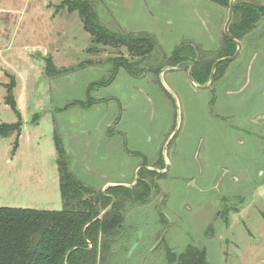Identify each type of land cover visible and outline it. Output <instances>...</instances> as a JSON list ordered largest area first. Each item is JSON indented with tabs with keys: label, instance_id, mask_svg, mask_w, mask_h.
<instances>
[{
	"label": "rangeland",
	"instance_id": "obj_1",
	"mask_svg": "<svg viewBox=\"0 0 264 264\" xmlns=\"http://www.w3.org/2000/svg\"><path fill=\"white\" fill-rule=\"evenodd\" d=\"M63 1L0 0V122L19 119L6 103L8 84H15L23 121L15 152L16 134L0 136V206L63 209L57 130L73 174L98 191L111 181L132 183L143 159L162 174L151 177L147 202L127 206L109 257L98 237V264H170L167 250L180 253L189 244L205 247L212 264H264V17L239 39L240 56L202 91L187 70L166 69L170 54L181 44L210 59L223 49L234 54L237 46L224 36L230 0H90L107 28L155 41L145 58L93 44L77 11L57 10ZM120 57L134 72L121 68L92 90L98 102L87 106L88 88L105 82ZM174 119L178 139H193L185 160L176 156L166 170ZM224 168L228 175L219 174Z\"/></svg>",
	"mask_w": 264,
	"mask_h": 264
},
{
	"label": "trees",
	"instance_id": "obj_2",
	"mask_svg": "<svg viewBox=\"0 0 264 264\" xmlns=\"http://www.w3.org/2000/svg\"><path fill=\"white\" fill-rule=\"evenodd\" d=\"M221 6H227L229 0H209ZM67 8L77 11L81 16L84 29L92 36L93 44L111 47H126L132 57L145 58L155 49V41L147 34H132L114 31L99 21L98 13L90 0H64L57 10ZM264 17V4L248 2L235 3V20L230 32L237 39L257 28ZM227 44L234 46L224 34ZM227 48V47H226ZM91 50V48L89 49ZM233 51L223 49L218 58L232 55ZM196 57L190 45H179L169 58V64L177 65L183 60ZM198 58L194 76L197 79L208 78L216 59ZM203 61L201 62V60ZM112 70L105 82L92 83L88 88L89 104L97 103L91 96L97 86H107L114 80L121 68L134 72V63L124 57L112 60ZM225 62L220 64L217 74ZM47 71H55L50 59H47ZM15 84H8L6 103L18 116L13 123L0 122V136L7 138L16 134L13 152L19 145L23 130L21 109L14 94ZM60 179V194L63 209H33L26 207L0 206V264H98V237L102 243L103 256L111 255V245L117 240L124 227L127 206L133 203H145L150 197V187L142 182L134 188L112 186L106 193L116 199L112 209L101 219L95 220L112 202L111 197L81 182L71 171L68 155L62 137L57 130L53 135ZM149 171V170H148ZM93 244V248L90 247ZM91 248V249H90ZM69 255V256H67ZM170 264H212L208 260L207 250L199 244H189L183 251L176 253L167 250Z\"/></svg>",
	"mask_w": 264,
	"mask_h": 264
},
{
	"label": "flooded vegetation",
	"instance_id": "obj_3",
	"mask_svg": "<svg viewBox=\"0 0 264 264\" xmlns=\"http://www.w3.org/2000/svg\"><path fill=\"white\" fill-rule=\"evenodd\" d=\"M177 47V46H176ZM175 47V48H176ZM191 47H193V46H191ZM175 48H174V50H175ZM173 50V51H174ZM193 50L196 52V57H194V58H191V59H189V60H183V61H192L193 63H194V68H193V77H194V79L196 80V82L199 84V85H201V86H204V85H206V84H208L209 83V80H210V76H211V73H212V69H213V65L215 64V62L218 60V59H220V58H218L214 63H213V65H212V68H211V72H210V75L208 76V78L205 80L204 78H201L200 80L199 79H197V78H195V76H194V72H195V69L197 68L196 66H197V63L198 62H200V61H198V58H201V57H205L204 59H207V58H209L208 56H206V54H204V53H201L200 52V49H198V47H196V48H194L193 47ZM221 50V49H220ZM220 52V51H219ZM173 53V52H172ZM172 53L170 54V57H171V55H172ZM203 54V55H202ZM201 56V57H200ZM222 58V57H221ZM182 61V62H183ZM203 61V59L201 60V62ZM231 61H233V60H231ZM224 62H226V61H224ZM181 63V62H180ZM223 62H221L220 64H222ZM179 64V63H178ZM177 64V65H178ZM220 64H219V66H220ZM177 65H173V66H171V67H175V66H177ZM219 66L217 67V70H216V73H215V77L213 78V80H215V78H216V74H217V72H218V70H219ZM175 70H178V69H174V70H171V71H175ZM181 71L182 70H187V75H188V71H189V67H186V68H184V69H180ZM225 71V69H223V68H221V72H224ZM188 79H189V76H188ZM213 80H212V82H213ZM189 81H190V79H189ZM191 82V81H190ZM212 82H210L209 84H208V86H207V88H205V89H199V88H197L196 87V85H195V87H196V89L197 90H202V91H206V90H208V88H209V86L212 84ZM192 83V82H191ZM169 97L171 98V100L173 101V103H174V98H173V96L171 95H169ZM174 116H177V107H176V105H175V109H174ZM173 129H172V131L170 132V135H169V137H168V139H167V143L169 144V146H168V149H169V155H168V159H169V161H170V163H166L165 161H164V159H162V165H163V167H161L162 169H166V170H171L172 168H173V165H174V163H173V159H175V157L176 156H180L181 157V155H182V160L184 161L185 160V158H186V149H185V145L187 146V144H189V142L193 139V135H192V133H189V134H186V135H184L182 138L180 137L179 139H178V132H179V128L177 129V120L176 119H174V124H173ZM124 138H125V148H126V151H127V146H128V138L126 137V135H125V133H124ZM173 149H175V151H173ZM180 153V154H179ZM132 155H135V157H137L138 155L137 154H132ZM198 155V154H197ZM156 155H154V156H152L151 155V157H155ZM198 157H199V155H198ZM143 161H144V159H143ZM140 162L139 164H138V166L136 167V170L134 171V174L132 173V175L131 176H133L134 177V180H133V182L132 183H130V184H127V183H124V182H108L106 185H104V186H106V188L104 189V193L106 194V190H107V188H109V187H112V186H126V187H129V188H134V187H136V186H138L139 185V183H141L142 184V186H144V185H147L148 187H150V197L146 200V202L151 198V196H152V190H153V187L155 186V185H153V183L151 182V179L153 178V176L154 177H158V176H161L162 174L161 173H159L158 171H157V168H156V166L155 165H151V166H148V165H144L143 163L144 162ZM185 164V163H184ZM172 167V168H171ZM149 170V171H148ZM223 172L225 173V174H229V169L227 170V172L225 171V168H224V170L222 171V172H220L219 174H223ZM219 174L218 175H216L217 176V178L219 177ZM152 177V178H151ZM213 178H215V175H213ZM95 189V188H94ZM96 189H99V187H96ZM109 197L110 196H113V195H108ZM114 197V196H113ZM115 198V197H114ZM112 199V198H111ZM115 202H116V199H115ZM112 203V202H111ZM115 204V203H114ZM140 204H142V202H140ZM111 205V204H110ZM109 205V206H110ZM108 206V207H109Z\"/></svg>",
	"mask_w": 264,
	"mask_h": 264
},
{
	"label": "water",
	"instance_id": "obj_4",
	"mask_svg": "<svg viewBox=\"0 0 264 264\" xmlns=\"http://www.w3.org/2000/svg\"><path fill=\"white\" fill-rule=\"evenodd\" d=\"M235 0H230V3H229V13H228V19L225 23V26H224V34L227 36V38L232 41L236 46H237V49H236V52L231 55V56H225V57H222L220 59H218L215 64L213 65V69H212V73H211V76H210V80H209V83L212 82L213 78L215 77V73H216V70H217V67L219 66V64L221 62H224V61H231V60H235L237 59L241 52H242V49H243V44L242 42L235 38L234 35L230 32V26L233 22V18H234V13H235ZM186 67H189V71H188V76H189V79L192 83H194L196 85L197 88L199 89H205L207 88L208 84L204 85V86H201L199 85L196 80L194 79L193 77V68H194V63L192 61H183L181 63H179L177 66L175 67H167L166 69L168 70H174V69H184ZM164 69V70H166ZM106 195L108 196V194L106 193ZM112 198V203L109 207H107L95 220L97 219H101L105 214H107L113 207L114 203H115V198L113 196H110ZM91 249V248H90ZM69 256V255H67Z\"/></svg>",
	"mask_w": 264,
	"mask_h": 264
}]
</instances>
